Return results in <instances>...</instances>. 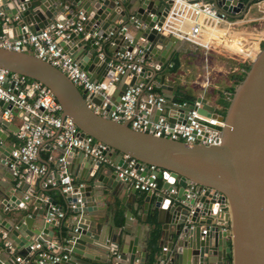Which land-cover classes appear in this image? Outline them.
I'll return each instance as SVG.
<instances>
[{"label":"water","instance_id":"water-1","mask_svg":"<svg viewBox=\"0 0 264 264\" xmlns=\"http://www.w3.org/2000/svg\"><path fill=\"white\" fill-rule=\"evenodd\" d=\"M186 1L203 2L226 18L241 17L252 2ZM65 2L74 12L71 17L59 0H0L9 18L5 27L0 23V30L8 38L20 39L27 32L50 24L70 19L80 22L79 13H83V31L89 34L91 48L86 50L87 39L80 38L76 31L64 37L60 45L92 81L101 83L110 96L109 111L127 86L140 83L152 72L150 80L157 78L153 83L167 98H173V87L165 83V74L156 75V69L180 50L175 36L159 30L163 29L174 0ZM97 38L103 39L100 48ZM124 49L132 53L143 49L146 59L159 56L160 61L144 68L139 76H125L113 82L116 72L108 62L116 51ZM0 68L41 82L59 103L61 116L70 118L80 130V137L88 135L107 145L105 154L114 165L126 167L133 158L136 167H144L142 174L146 173L145 165L158 169L156 174L162 177L161 187L167 193L147 192L145 201L156 195L153 213L165 240L169 238L162 255L163 260H168L165 264H264V43L235 85L224 114H219L202 95L195 97L200 106L188 102L172 109L167 106L160 112L146 103L138 112L150 123L160 115L171 123L174 119L184 123L188 110L196 109L223 122L220 142L213 145L156 137L131 128L127 122L97 114L85 101L86 90L77 88L62 71L32 53L0 47ZM4 85L12 87L6 80ZM92 101L99 104L101 99L95 97ZM4 108L10 105L0 100V111ZM152 110L150 118L148 112ZM12 113L27 123L29 118L24 111L13 108ZM9 131L17 134L19 128H12V123L0 116V202L9 210L6 219L0 218V264H19L17 257L31 260V252L39 264V251L31 250L35 243L46 247L50 256L59 257L42 258V264H107L113 255L116 264H146V251L137 249L125 237L120 239L112 222L117 200L125 204L120 190L132 197L137 191L131 182L119 179L112 165L102 164L74 147L59 148L57 169L53 172L17 177L15 173L21 168L11 155L15 146L7 144ZM123 154L128 158L123 159ZM47 179H52L54 190L67 206L60 220L57 216L63 215L62 204L53 197L39 195L40 191H48L44 186ZM31 181L37 190L29 188ZM191 184L194 186L189 189ZM65 187L69 188L64 191ZM171 189L175 192H169ZM107 207L110 212H106ZM220 207L226 208L223 214L219 213ZM131 215L130 210L125 212L126 222ZM107 226L112 227L109 238L104 237ZM50 228L57 229V242L53 243L54 231ZM58 247L61 250L54 253ZM94 248L106 258L92 254Z\"/></svg>","mask_w":264,"mask_h":264},{"label":"built area","instance_id":"built-area-1","mask_svg":"<svg viewBox=\"0 0 264 264\" xmlns=\"http://www.w3.org/2000/svg\"><path fill=\"white\" fill-rule=\"evenodd\" d=\"M65 8L69 9V13H74L69 6L65 5ZM171 18L177 20L175 30H171ZM85 19V15L79 13L80 22L70 19L65 23L50 24L37 31L27 32V35L20 39L8 38L0 30V47L32 53L58 68L77 88L87 91L85 101L97 114L117 122H127L131 128L148 132L156 137L179 139L189 144H219L223 122L202 115L196 109L188 110L184 123L179 121L171 123L164 115H160L155 122L150 123L148 117L138 114L146 103L160 112L165 111L168 106L164 93L156 92L158 86L150 80L151 73L146 75L140 83L127 86L120 96V101L115 104L113 110L109 111L110 96L101 83L92 81L88 73L73 62L60 45L63 38L68 36L71 31L82 32L84 39L89 37V34L83 31L82 22ZM8 20L6 11L0 6V23L3 27ZM167 20L163 29H159L163 34L171 33L178 41H187L206 50L219 51L236 62L239 65V71H244L264 43V35L249 33L241 35L237 32L234 20L224 17L223 14L218 15L215 9L206 6L203 2L174 0ZM96 42L100 48L103 39L97 38ZM144 54L143 49H138L136 53L125 49L116 51L108 62L116 72L115 78L112 79L113 82L119 81L125 76H139L144 68H150ZM5 80L8 84H12V87L5 86ZM223 94L226 98L230 97L228 91H224ZM95 97L101 99L99 104L92 101ZM138 98L140 100L137 109ZM0 100L10 105V108L0 111L2 119L11 122L14 118L13 108L24 111L29 118L27 123L19 128L16 135L20 143L11 152L12 157L21 168L20 172L35 175H44L47 172L46 167L37 160L38 152L44 139L55 135L54 145L56 147L65 150L74 147L77 151H82L86 156L99 160L102 164L112 165L117 177L123 181L131 182L136 190L152 192L156 195L159 192L167 193L165 189L162 190L158 187L156 174L158 169L154 165H145L147 167L145 174H142L144 167H136L137 161L133 158L129 159L126 167L114 165L105 154L108 150L105 143L96 141L88 135L80 137V130L70 118L61 116L59 103L52 92L41 82L0 68ZM186 103L188 102L170 101L169 105L180 107ZM193 103L200 106V103L195 100ZM122 158L126 159L128 155L123 154ZM62 159L60 158V160ZM51 183L52 179H47L44 186L47 187ZM192 186L194 185L191 184L189 189ZM68 188L65 187L63 190ZM169 192L174 193L175 190L171 189ZM215 194L219 196L218 192ZM219 211L220 214H223L226 208L220 207ZM221 226H223L222 229L225 228L223 224ZM205 231L203 230V232ZM162 249L165 251L166 247ZM31 250L39 251L37 254L40 258L39 264H42V258L59 259L57 256H50L47 250H42L40 243L32 245ZM16 260L23 261L19 257ZM107 264H115V262L109 261ZM152 264H163V262L160 260Z\"/></svg>","mask_w":264,"mask_h":264},{"label":"crops","instance_id":"crops-1","mask_svg":"<svg viewBox=\"0 0 264 264\" xmlns=\"http://www.w3.org/2000/svg\"><path fill=\"white\" fill-rule=\"evenodd\" d=\"M205 1L209 2V0ZM59 3H61L64 7L65 5H67L69 6V8H71V5L66 3L65 0H59ZM135 3L137 4V1ZM66 11H68V13L70 12L69 9H66ZM73 14L74 13H69L68 16L71 17L73 16ZM229 19L234 20L237 32L241 33V35H244L246 33L264 35V0H252L245 14H243L239 18ZM170 25L171 30H175L177 20L171 18ZM79 37H83L82 32L79 33ZM86 42V50H89L91 48L89 39H87ZM178 45L180 46V50L178 51V70L175 73L165 72L163 70L164 65L169 62V58L160 66L159 69H156V75L165 74V83L173 87V94L177 88H180L183 89L184 92L192 94L194 97H196L197 95H202L207 99L210 104L214 105L217 109H220L221 106L218 103L219 98L214 96L212 94V91L208 93L205 91V89L210 86V82H212V88H215L216 83L214 79L217 77H220V79H224V81L227 83L226 85H228V87H231L229 85H231V83L233 82V75L238 72L239 65L224 54H222L221 52L216 50H206L203 47L195 46L187 41L180 40L178 41ZM96 52L98 51L96 50ZM147 60L151 68L157 65V63L160 61V57L158 56L156 59L147 58ZM152 74L153 72L151 73L150 78L152 77ZM154 81L157 82V78L153 79L152 82ZM176 84L179 85L177 86ZM191 86L196 89L195 93H190V91L188 90V88H190ZM200 88L202 91H200ZM172 100V98H167L168 107H170L169 109L174 108L169 105L170 101ZM153 112L154 110L149 112L150 118L153 116ZM174 114L178 113L172 112V115ZM174 121H177V119H174ZM10 123H12V128H20L23 125L22 119L16 116H14ZM54 138L55 135L46 137L44 139L43 144L39 149L37 158L38 162L46 167V170H50L49 173L57 169L55 165L60 154L59 147H56L54 145ZM6 140L7 144L12 143L15 147L20 143V140L17 138V135L15 133H12L11 131L8 132V137ZM2 174L3 168L0 165V176H2ZM16 175L17 177H20L22 175L24 176L29 174L18 172L16 173ZM55 187L56 185L52 181V183L46 187L48 191H40L39 195H41L42 197H53L56 200L57 204H62L63 215L61 213V215L59 214L57 216V219L60 220L61 217L64 216V212L67 210V206L65 202L61 199L58 191L54 190ZM29 188H34L35 190H37V188L33 186V181L30 182ZM161 188L162 187H160V189ZM146 195L147 192L137 190L134 197H132L130 195L125 194L124 190H120V198L124 199L125 204H123L120 200H117L118 208L112 216L113 226L117 227L114 232H117V236L120 237V239L125 237L126 240H131L137 249L145 250L146 262H148V259H152V263H157L158 261L162 260L163 264H165L168 260L162 259L163 252H166L162 248L167 247L165 244L169 242V238L165 240L164 235L161 233V235L158 236L155 241L154 246L156 248V251H153L150 248V236L152 234V230L155 226L158 225L156 216H154L153 213L156 195L153 194L148 202L145 201ZM145 203H147V208H144ZM127 210H130L132 215L130 218H128V221L126 222L125 212ZM8 212L9 210H7L6 207L2 206L0 202V218L6 219L8 216ZM106 212H110L109 207L106 208ZM219 226L221 228L223 227L221 226V224ZM124 228L126 229L124 230ZM111 229L112 227L107 226V230L105 231L104 237L109 238V233ZM50 230L54 231L53 243L57 242V229L50 228ZM161 242H164V246L161 245ZM104 247L106 248V246ZM42 250L48 251V249L44 246L42 247ZM60 250L61 247H58L57 249H53V252L58 253ZM91 253L95 254V256L97 255L99 257H102V259L103 257L106 258V255H103V253H101L97 248H94L93 251L91 250ZM30 254H32L31 260H23L22 262H19V264H37L36 258L33 257L34 253L31 252ZM107 258H109V256ZM110 261L115 262L116 255L110 257Z\"/></svg>","mask_w":264,"mask_h":264},{"label":"trees","instance_id":"trees-1","mask_svg":"<svg viewBox=\"0 0 264 264\" xmlns=\"http://www.w3.org/2000/svg\"><path fill=\"white\" fill-rule=\"evenodd\" d=\"M245 1H248V0H245ZM178 57H179V52L178 51L173 52L171 57H170L169 62L164 65L163 70L165 72L175 73L178 70V68H179V59H178ZM247 69H248V66L245 67L244 71H239L238 70V72L233 75L234 76L233 77V83L235 85L239 81H241V79L243 78V76L245 74V71ZM234 86H231V87L227 88L228 90H225V91H228L230 93V97L232 95ZM156 92H161V90L159 88H156ZM230 97L226 98L224 96V94H222V96L219 98V102L218 103L221 106L220 109H217L219 114H224L225 109H226V107H227V105L229 103ZM172 99H173L172 101H178V102H193L195 100V97L192 94L186 93L182 89L177 88L176 91L173 94V98ZM162 182H163L162 177L159 176L157 178V183H158V187L159 188L161 187ZM160 233H161V230H160L159 225L155 226L153 228L152 234L150 236V248L153 251H156V248H155L154 245H155L156 239L158 238V236H160ZM151 263H152V259H148V262H146V264H151Z\"/></svg>","mask_w":264,"mask_h":264},{"label":"rangeland","instance_id":"rangeland-1","mask_svg":"<svg viewBox=\"0 0 264 264\" xmlns=\"http://www.w3.org/2000/svg\"><path fill=\"white\" fill-rule=\"evenodd\" d=\"M215 80V88H212V82H210V86L209 87H207L206 89H205V91L206 92H210V91H212V94L214 95V96H216L217 98H220L221 96H222V92H224L225 90H228L227 88H229L228 87V85H226L227 83L224 81V79H220V77H217V78H215L214 79ZM177 85V84H176ZM179 85V84H178ZM177 85V86H178ZM235 84L232 82L231 83V85H229V86H234ZM206 86H207V84H206ZM235 87V86H234ZM183 90V89H182ZM188 90L190 91V93H195V91H196V89L195 88H193L192 86L190 87V88H188ZM200 91H202L201 90V88H200Z\"/></svg>","mask_w":264,"mask_h":264}]
</instances>
